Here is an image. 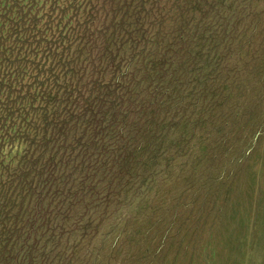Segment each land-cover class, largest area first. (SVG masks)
<instances>
[{
  "label": "trees",
  "instance_id": "16d2710c",
  "mask_svg": "<svg viewBox=\"0 0 264 264\" xmlns=\"http://www.w3.org/2000/svg\"><path fill=\"white\" fill-rule=\"evenodd\" d=\"M251 1L73 0L41 15L34 0L3 3L0 141L27 147L26 170L0 174V264H40L26 241L17 248L24 228L43 248L48 236L64 249L54 262L67 261V234L95 232L91 211L153 179L168 142L184 143L181 128L240 119L230 96L243 87L236 62L250 46ZM47 199L69 216L66 232L41 224Z\"/></svg>",
  "mask_w": 264,
  "mask_h": 264
},
{
  "label": "rangeland",
  "instance_id": "374dc122",
  "mask_svg": "<svg viewBox=\"0 0 264 264\" xmlns=\"http://www.w3.org/2000/svg\"><path fill=\"white\" fill-rule=\"evenodd\" d=\"M10 1L0 0V7L10 6ZM13 1L31 8L32 0ZM72 1L34 0L31 10L41 15L54 6L71 7ZM251 6L252 20L256 19L247 33L250 46L236 62L241 69L236 80L243 87L230 96L240 119L202 130L191 123L181 128L184 143L173 151L168 142L153 179L91 211L95 232L67 234L70 251L61 264H264V0H252ZM70 14L68 10L64 18ZM204 129L209 135H203ZM174 136L167 131L166 140ZM26 144L17 136L0 141L4 178L6 172L26 170L18 165L26 163ZM184 147L190 149L187 154ZM36 203L30 206L29 220L35 218ZM47 208L49 217L41 224L53 234L66 232L69 216L60 217L48 199L38 210ZM43 234L39 230L37 239ZM30 235L24 228L17 248L26 241L36 256L43 254L40 264H59L53 257L65 255L64 249L54 248L48 236L43 237V248Z\"/></svg>",
  "mask_w": 264,
  "mask_h": 264
}]
</instances>
